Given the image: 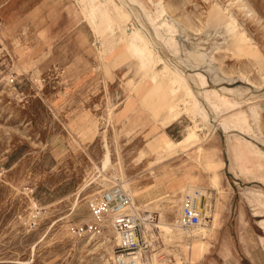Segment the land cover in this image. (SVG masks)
<instances>
[{
	"label": "rangeland",
	"instance_id": "rangeland-1",
	"mask_svg": "<svg viewBox=\"0 0 264 264\" xmlns=\"http://www.w3.org/2000/svg\"><path fill=\"white\" fill-rule=\"evenodd\" d=\"M133 30L149 42L146 67ZM165 73L184 78L198 110L185 86L155 82ZM105 146L112 167L100 175ZM235 157L254 167L235 175ZM123 181L151 221L178 217L183 187L210 192L204 241L146 230L157 264H237L235 245L249 241L264 250V0H49L20 18L0 13V264L110 263L111 216L94 219L89 204ZM245 191L262 196L243 201V227L225 209ZM252 221L253 233H235Z\"/></svg>",
	"mask_w": 264,
	"mask_h": 264
},
{
	"label": "bare ground",
	"instance_id": "bare-ground-1",
	"mask_svg": "<svg viewBox=\"0 0 264 264\" xmlns=\"http://www.w3.org/2000/svg\"><path fill=\"white\" fill-rule=\"evenodd\" d=\"M91 1V4L93 5L94 4V0H90ZM97 1V0H95ZM131 2H134V1H131ZM99 4V2H98ZM98 4L96 3L94 6H95V12H99L100 15H105L106 17V23L109 25L111 24L113 21H110V18H108V16H106V12H105V8L100 7L98 6ZM105 4H109V3H105ZM93 6V7H94ZM98 6V7H97ZM246 7V6H244ZM227 9V8H226ZM109 10V9H108ZM123 10V9H122ZM125 11V10H123ZM124 13V12H123ZM250 13V10H246L245 14H249ZM109 14V13H108ZM150 15V13H148ZM160 14V13H159ZM124 15V14H123ZM155 16H157L155 14ZM160 16V15H159ZM248 16V15H247ZM110 17V16H109ZM121 18V17H120ZM153 18V17H150V19ZM157 18L156 20H158V16L155 17ZM160 18V17H159ZM104 20V19H103ZM113 20V19H112ZM152 21V19H151ZM105 22V21H104ZM155 22V21H154ZM237 22V21H236ZM227 23V22H226ZM233 23V22H232ZM238 23V22H237ZM106 24V25H107ZM107 25V27H109ZM161 27H165L167 29L170 30L171 26L170 24L168 23V21H163L161 24H160ZM175 26V25H174ZM106 28V26L104 27ZM175 28V27H174ZM108 29V28H107ZM104 34V33H103ZM181 34V33H180ZM172 37V36H171ZM179 37V36H178ZM174 38V37H172ZM170 38V39H172ZM128 39H129V45H130V50L132 51V53L136 56H140L141 58H143V61L144 63H142V66L143 67H146L147 65H150L153 63L154 60H152V57L153 55L149 52V49H148V44L149 42L144 38V36L137 30H133L129 35H128ZM174 40V39H172ZM174 43V42H173ZM250 46V45H249ZM194 52V53H193ZM192 53V56H194L195 58H199L200 62H203L202 61V57H203V53L202 52H199V51H193ZM190 53V52H189ZM188 55V53H187ZM137 56V57H138ZM191 56V54H190ZM193 57V58H194ZM142 62V61H141ZM200 65H203V63H201ZM153 66V65H152ZM166 69V68H165ZM164 69V70H165ZM164 73V72H163ZM167 73V72H166ZM164 74V75H161L160 77L158 76L159 79H157L155 82H158L160 81V84H162L161 82H164V81H167V82H170L171 84L175 85V86H185L186 89L188 90V94H189V97H191L192 100H194V106H195V109L198 110V106L196 104V99L192 93V91L190 90V88L186 85V83L184 82V78L180 75V74H177L175 78H172L170 80H168L167 78V74ZM145 75V74H144ZM198 76V81L200 82L201 85H205L206 84V78L204 75L202 74H197ZM156 76V75H155ZM154 76V77H155ZM174 76V74H173ZM153 76H151V81L152 83L154 82V80L152 79ZM156 78V77H155ZM172 87V86H171ZM176 88V87H175ZM178 88V87H177ZM170 90V89H169ZM226 90V89H225ZM172 91H173V88H172ZM230 91V90H229ZM170 92V91H169ZM174 93V92H173ZM212 93V92H210ZM212 98H222L224 99L223 97H221V94H218V93H213L211 94ZM211 101V100H210ZM229 100H224V102H221L222 103H227ZM185 102V101H184ZM211 104V103H210ZM212 106V105H211ZM228 106V105H227ZM224 108V107H223ZM227 108V107H226ZM225 108V109H226ZM240 114V113H239ZM241 115V114H240ZM244 114H242L241 116L243 117ZM241 116L237 117L239 119H241ZM244 118V117H243ZM237 120V119H236ZM243 122V121H242ZM241 122V123H242ZM193 137H196L195 133L193 131H191L189 134H188V138H193ZM164 141V144L166 147H170V146H174V147H178L182 141H178V142H175V143H172L170 140H167V139H163ZM241 144L239 145H236L235 146V149H240L241 147ZM239 151V150H238ZM237 157H235V160L231 159V166L232 167H235V175H237V172L238 170H247L248 172L250 171V167H254V163L251 162V161H248L249 165L250 166H245L244 164H240L239 162H237L236 160ZM248 160V158H247ZM120 161V160H119ZM118 161V163H119ZM218 164L220 165V167H223L224 166V161L219 159V162ZM112 167L111 165V160H110V154H109V150H108V147L105 146V152L103 154V158H102V162H101V166L100 168L98 169V173L101 175V173L105 172L108 168ZM118 167H119V171H120V176L119 178L123 179V173H122V170H121V167L120 165L118 164ZM100 175L98 177H100ZM215 177V176H214ZM102 179L100 181H104V185H108L106 183H109L108 181H110L109 179H107L106 177H101ZM213 179V178H212ZM216 179V178H215ZM95 181V180H94ZM212 181V180H211ZM112 182V181H110ZM213 182V181H212ZM124 185L122 186V190L124 192H126V194L128 195V192H129V188H128V184L123 181ZM120 184V183H119ZM120 187V186H119ZM217 188V187H216ZM195 188L193 187H190V186H187V187H183L181 188L180 192H181V196H185V197H192L195 195ZM197 192V191H196ZM233 194H234V190L232 187L229 188V190L227 189L226 193H225V197L227 196V200H230L232 199L233 197ZM261 194L258 192V191H255V192H247L245 191L244 193L241 192L240 193V196L238 197V201H237V206L236 208H233V206L230 204V201L227 202V208L225 209V214L226 216H230V214L235 210L237 211V213H239V222L241 223V225L244 227V225L247 223L244 218L242 217V215H244L243 213V210L241 209V205L243 203L244 200L246 201H256V198L255 196H260ZM262 196V195H261ZM222 198H224V194L223 196H221ZM264 197V196H263ZM196 198L198 199V203H199V212H200V224L198 226H195V227H190V228H184V227H181V225L179 224V218H180V210H181V207H178L180 209H178L179 211H177V218L174 219L173 222H170V220H168V217L166 218V216H161V218L163 219H160V221H151L152 220V217H151V213L147 210H144V209H139L138 206H135L134 203H132L126 210L127 212H134L136 210H141V218L143 220V226H144V237L145 239L149 240V237L146 236V230H152V231H157V232H160V233H163L165 235H183V234H186L188 235V237H192L193 234H196L198 235V237L204 241V237L205 235L207 234L208 231H210V228H211V223L213 222V214H212V210H211V206H210V203H209V199H210V192L206 189H200L198 190V195H196ZM225 199V198H224ZM235 220V218H234ZM201 222L203 224H201ZM258 223L260 224V226H262L264 228V219H261L258 221ZM200 225H203V227H200ZM241 226V227H242ZM110 228H111V223H110ZM241 231H244V228H241L240 229ZM241 233H244V232H239V234ZM223 234V233H222ZM228 235V234H226ZM228 239V238H227ZM227 241V240H225ZM242 242V241H241ZM201 248V247H200ZM110 258V257H109ZM105 264H109V263H105ZM139 264H157L156 263V260H155V256L153 254H150L149 252L147 251H144L143 254H142V258H141V261Z\"/></svg>",
	"mask_w": 264,
	"mask_h": 264
},
{
	"label": "built area",
	"instance_id": "built-area-1",
	"mask_svg": "<svg viewBox=\"0 0 264 264\" xmlns=\"http://www.w3.org/2000/svg\"><path fill=\"white\" fill-rule=\"evenodd\" d=\"M132 203L131 197L121 187H113L103 191L89 204L94 219L100 220L104 215L111 216V228L117 238L109 264H139L143 252L148 247L143 237L142 218L126 210ZM179 224L185 228L200 224L199 203L196 195L184 199Z\"/></svg>",
	"mask_w": 264,
	"mask_h": 264
},
{
	"label": "crops",
	"instance_id": "crops-1",
	"mask_svg": "<svg viewBox=\"0 0 264 264\" xmlns=\"http://www.w3.org/2000/svg\"><path fill=\"white\" fill-rule=\"evenodd\" d=\"M48 3L49 0H0V13L1 12L4 13L9 10V11H13V15L15 18H20L29 9H32L38 4H40V6H43V4H48ZM62 16L63 15H61L60 12L58 19L62 20L63 19ZM49 25L50 26L55 25L57 28H60L62 26L59 23H52ZM57 28H50V31L58 32L59 30ZM59 33H61V31H59ZM229 167L235 170V167H232L231 163H229ZM241 228L243 227L235 224V233H239V232L253 233V231H255L254 221L251 222V224L247 227L246 230L244 229V231H241L240 230ZM235 250L237 257L239 258V262L237 264H264V250L260 247V245H257L255 242L249 241L247 245H235Z\"/></svg>",
	"mask_w": 264,
	"mask_h": 264
}]
</instances>
